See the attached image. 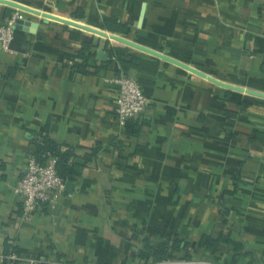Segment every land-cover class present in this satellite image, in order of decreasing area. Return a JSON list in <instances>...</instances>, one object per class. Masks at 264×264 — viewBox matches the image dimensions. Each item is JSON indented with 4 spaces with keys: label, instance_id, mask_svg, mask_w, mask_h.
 Listing matches in <instances>:
<instances>
[{
    "label": "crops",
    "instance_id": "0c3cea01",
    "mask_svg": "<svg viewBox=\"0 0 264 264\" xmlns=\"http://www.w3.org/2000/svg\"><path fill=\"white\" fill-rule=\"evenodd\" d=\"M11 1L205 76L0 3V25L37 24L0 47V264H264V0ZM120 74L148 98L125 122ZM37 141L68 153L74 176L25 219L15 189Z\"/></svg>",
    "mask_w": 264,
    "mask_h": 264
},
{
    "label": "built area",
    "instance_id": "2783aa9c",
    "mask_svg": "<svg viewBox=\"0 0 264 264\" xmlns=\"http://www.w3.org/2000/svg\"><path fill=\"white\" fill-rule=\"evenodd\" d=\"M20 17L16 12L8 21L0 25V47L11 51V43L16 31V20ZM118 85L115 100V111L120 122L140 116L146 109L148 98L142 85L125 74L112 79ZM58 158L46 152L45 160L40 161L35 154L26 158L24 171L16 186V193L22 198V217L29 219L36 212H43L45 207L54 209L66 194L67 180L59 174ZM4 258L18 260L15 252L10 251ZM153 264H185L176 259H163Z\"/></svg>",
    "mask_w": 264,
    "mask_h": 264
},
{
    "label": "water",
    "instance_id": "95a60500",
    "mask_svg": "<svg viewBox=\"0 0 264 264\" xmlns=\"http://www.w3.org/2000/svg\"><path fill=\"white\" fill-rule=\"evenodd\" d=\"M0 3H5V4H9V5H12L16 8H19V9H22V10H27V11H32V12H35L37 14H42L44 15L45 17L47 18H52V19H55V20H59L63 23H66V24H70V25H73V26H76V27H79V28H82V29H85V30H88V31H91L93 33H96V34H99L101 36H105V37H110L116 41H119L121 43H124V44H127V45H130L132 47H135V48H138V49H141V50H144V51H148V52H151L153 54H156L158 56H161L167 60H170L172 62H175L179 65H182L190 70H192L193 72L195 73H198V74H201L203 76H205V74H203L202 72L196 70L195 68L191 67V66H188L187 64L183 63V62H180L178 60H175L159 51H155V50H152L146 46H143V45H140L138 43H135L129 39H126L124 37H119V36H115V35H108L105 31L103 30H99L97 28H93L91 26H87L85 24H81V23H78V22H75L73 20H70V19H65V18H61V17H58V16H54V15H51V14H47V13H42L38 10H33L31 8H28L27 6H24L22 4H19L17 2H13L11 0H0ZM37 27V24L30 21V20H27V19H24L22 17H19L17 20H16V28L17 29H23V30H30V31H33L35 30V28ZM99 55L102 56L104 55V52L103 51H100L99 52ZM210 78V77H209ZM212 79V78H210ZM214 80V79H213ZM215 81V80H214ZM224 85H227V84H224ZM233 87V86H232Z\"/></svg>",
    "mask_w": 264,
    "mask_h": 264
},
{
    "label": "trees",
    "instance_id": "16d2710c",
    "mask_svg": "<svg viewBox=\"0 0 264 264\" xmlns=\"http://www.w3.org/2000/svg\"><path fill=\"white\" fill-rule=\"evenodd\" d=\"M112 55H115L119 59L126 61L127 63L131 62L133 55L125 48L117 47L111 51ZM46 152H51L58 158L57 168L59 174L64 177L67 181L71 180L74 176L73 166L69 167L66 161L68 160V153H63L60 150V147L54 143L47 141H37L35 155L40 161L45 160ZM154 252L155 249H152ZM157 257L156 259H158Z\"/></svg>",
    "mask_w": 264,
    "mask_h": 264
}]
</instances>
